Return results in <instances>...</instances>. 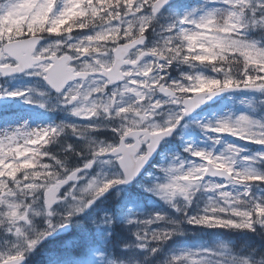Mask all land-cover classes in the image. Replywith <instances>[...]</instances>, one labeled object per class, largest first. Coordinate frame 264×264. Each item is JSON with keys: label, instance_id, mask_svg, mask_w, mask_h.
<instances>
[{"label": "snow or ice", "instance_id": "1", "mask_svg": "<svg viewBox=\"0 0 264 264\" xmlns=\"http://www.w3.org/2000/svg\"><path fill=\"white\" fill-rule=\"evenodd\" d=\"M231 10L222 15L209 12L198 19L192 13L177 17L165 31L162 43L145 49L146 33L153 27L156 14L168 0H64L63 8L56 11L58 0H0V61L13 58L14 62L0 63V73L24 72L36 69L34 75L42 77L53 89L60 92L69 81L78 78L87 81L98 76L101 83L95 88L77 85L62 97L64 105H74L73 114L93 119L121 121L113 131L118 135L115 144L88 140L90 155L82 167L70 168L65 161L47 150V146L70 129L77 136H85L88 127L58 124L34 129H16L0 135V227L13 233L18 243L0 253V264H22L26 254L34 251L45 239L73 222L110 189L131 183L145 162L157 148L160 140L172 134L187 114L206 99L231 89L264 91V48L243 38L249 27L245 18L251 7L250 0H226ZM261 16L251 23L264 25V0H258ZM256 9H253L255 17ZM95 29L74 43L58 41L38 47L44 34L64 36L71 40L74 30ZM155 57L151 63L141 64L145 56ZM89 59H83V58ZM188 65H211L222 78L203 74H185L181 79L169 80L168 69L175 62ZM123 81L122 87L107 93L109 85ZM95 83V81H93ZM95 94H99L93 98ZM134 94L136 100L122 106L120 97ZM162 94V95H161ZM24 92L7 91L0 87V98L23 96ZM160 95V98L156 97ZM29 102H32L29 100ZM176 105L179 111L171 112L165 123L152 122L163 105ZM43 106V105H42ZM228 133L264 145V123L241 115L237 119L222 120L211 129ZM66 150H72L68 145ZM186 151L204 163L184 170L181 163L169 169V181L157 184L148 191L172 203L183 197L189 204L195 191H199L206 176L223 177L227 184L251 185L264 183V175L237 171L229 157L211 152ZM235 154L241 151L232 148ZM113 154L121 166V173L103 181L91 179L86 185L66 192L61 198L67 203L58 204V193L70 181L81 179L80 173L91 169L95 159ZM264 159V154H260ZM227 184H209L207 190H219V199H212L197 215L183 211L187 223L209 228H233L255 231L264 226V203L244 199L249 192L233 194L223 190ZM69 198H71L69 200ZM176 205L173 204V207ZM44 216L46 226L37 230L35 217ZM163 215L153 219L128 220L129 224H143L134 235L137 241H167L179 232L177 221L169 223L174 228L149 232L147 226L164 221ZM97 227L115 223L111 215L92 220ZM139 247H146L141 243ZM129 247V245H124ZM216 255L230 264H252L247 257L232 256L226 246ZM157 249H153L155 252ZM196 253L174 257L172 264H204ZM217 264H222L218 261ZM257 264H264V260Z\"/></svg>", "mask_w": 264, "mask_h": 264}, {"label": "rangeland", "instance_id": "2", "mask_svg": "<svg viewBox=\"0 0 264 264\" xmlns=\"http://www.w3.org/2000/svg\"><path fill=\"white\" fill-rule=\"evenodd\" d=\"M224 1H226V0H224ZM250 1L253 3L258 2V0H250ZM199 17H201V15L197 16L196 18L198 19ZM175 19H176V16L172 19V21H174ZM174 64L179 66V69L177 71L178 75H181L179 77V79H181L183 77V75H185V74H203L205 76L214 77V78H220V74H222V73H216L215 71L214 72L208 71L205 67L206 65H203V64L188 65V64H184V63L179 62V61L175 62ZM183 66H185L184 69H182ZM32 78L34 81H37V78L34 75ZM176 79H178V78H176ZM16 83H19V82L14 79V80H10L6 83L1 82V85L5 88L8 87L7 91H9V92H11V91H18L19 92L20 89L16 88ZM261 98L264 99V94L258 95V94L251 93L250 95H248V94H244V92L234 94V95L229 96L225 99H222L218 105L209 109L206 113H204L200 116H201V119L203 120V122L205 124V127L207 129H212V128L216 127L218 125V123L222 120H233L234 121L239 116L244 115V109L242 108V106H244L245 110H246L248 102L249 103L259 102V101H261ZM17 103H19V105H22V106L23 105H27L29 107L31 106L30 102L22 101V99H19ZM127 105L128 104H122V106H127ZM32 125H31V128H32ZM72 125L78 126L79 124L76 123V121H74V123H72ZM27 128H29V126H27ZM1 132H2V130L0 128V135H2ZM217 136L221 138V137H224L225 135H224V133H218ZM237 138H238L237 136H232L230 138L231 146L227 150L229 153H234L233 151H231L232 148L241 149V144L239 142H236ZM239 139H241V138H239ZM61 148L63 150H66L67 145H61ZM263 154H264V151H263ZM83 180H84V178H83ZM209 180H210V178L205 177L202 183H206ZM232 192L235 195L236 193H238V190L234 187ZM217 194L219 195V192L216 193V196H217ZM212 199H214V198L212 197ZM164 204H165L164 208L162 206H159L157 209L154 210V212L157 211L159 213V215L165 216L166 219L164 221L169 222L173 217V214H172L174 211L173 203H169V202L164 201ZM182 208L186 209L187 204L184 203L182 205ZM79 216H80V214L77 215L76 217H74L73 219L76 220ZM231 229H233V228H231ZM8 235H10V237H12L13 233L8 232ZM219 236H220V239L218 241L219 245H223L226 240H228L230 242L232 241V239L230 237L226 238L224 234L223 235L219 234ZM16 243L17 242H15L14 240L11 239L9 245L12 247V245L16 244ZM184 244H186L185 240H180V239L176 240L171 246V248L173 249L172 254H175L176 252H178V250H180L184 246ZM0 245H2L1 242H0ZM234 249H237V243H234ZM89 251H91V249L86 250L85 253H88ZM237 256L242 257L240 255H237ZM243 257L249 258V253L244 252ZM222 262H223V264H230L229 260L223 259Z\"/></svg>", "mask_w": 264, "mask_h": 264}, {"label": "trees", "instance_id": "3", "mask_svg": "<svg viewBox=\"0 0 264 264\" xmlns=\"http://www.w3.org/2000/svg\"><path fill=\"white\" fill-rule=\"evenodd\" d=\"M221 233H223L226 238L230 237L234 243H237V249L243 247V243L248 244L252 240L249 236L245 235V230L237 229L235 231V229L227 228L226 230L222 229ZM237 240L241 242L242 246L237 242ZM246 248L248 250L245 253H250V251L254 250V248L250 245H247Z\"/></svg>", "mask_w": 264, "mask_h": 264}, {"label": "bare ground", "instance_id": "4", "mask_svg": "<svg viewBox=\"0 0 264 264\" xmlns=\"http://www.w3.org/2000/svg\"><path fill=\"white\" fill-rule=\"evenodd\" d=\"M207 178H211V176H206ZM227 229V228H226ZM226 229H224V230H226ZM222 231V230H221ZM221 231L219 232V234L220 235H223L222 233H221ZM227 238H229V237H227Z\"/></svg>", "mask_w": 264, "mask_h": 264}]
</instances>
